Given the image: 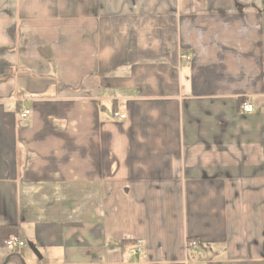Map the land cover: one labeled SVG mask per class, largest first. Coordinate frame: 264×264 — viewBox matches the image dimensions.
<instances>
[{
    "label": "crops",
    "instance_id": "crops-1",
    "mask_svg": "<svg viewBox=\"0 0 264 264\" xmlns=\"http://www.w3.org/2000/svg\"><path fill=\"white\" fill-rule=\"evenodd\" d=\"M2 227L0 264H264V0H0Z\"/></svg>",
    "mask_w": 264,
    "mask_h": 264
},
{
    "label": "built area",
    "instance_id": "built-area-1",
    "mask_svg": "<svg viewBox=\"0 0 264 264\" xmlns=\"http://www.w3.org/2000/svg\"><path fill=\"white\" fill-rule=\"evenodd\" d=\"M185 58V57H183ZM242 110L244 113H250L252 111V107L248 103L242 104ZM19 118L21 120H27V118L30 115V112L28 110L20 109L18 112ZM112 117L114 119L123 120L125 118V115L120 114L118 112H113ZM4 247L10 252V253H17L18 251L22 250L25 247V243L23 240H21L18 236H10L7 238L4 242ZM195 242H191L187 244V247H193L195 246ZM140 249L136 248L134 249L133 253H137Z\"/></svg>",
    "mask_w": 264,
    "mask_h": 264
},
{
    "label": "trees",
    "instance_id": "trees-1",
    "mask_svg": "<svg viewBox=\"0 0 264 264\" xmlns=\"http://www.w3.org/2000/svg\"><path fill=\"white\" fill-rule=\"evenodd\" d=\"M15 235H16V233H15V231L11 227H2V228H0V238H1V242H4L10 236H15ZM14 254H12L10 256V260L12 258L13 259L15 258V255Z\"/></svg>",
    "mask_w": 264,
    "mask_h": 264
},
{
    "label": "rangeland",
    "instance_id": "rangeland-1",
    "mask_svg": "<svg viewBox=\"0 0 264 264\" xmlns=\"http://www.w3.org/2000/svg\"><path fill=\"white\" fill-rule=\"evenodd\" d=\"M111 118H112V117H111ZM108 119H110V118H108ZM111 120L113 121V120H114V118H112Z\"/></svg>",
    "mask_w": 264,
    "mask_h": 264
}]
</instances>
